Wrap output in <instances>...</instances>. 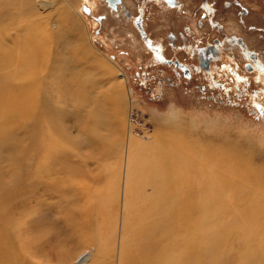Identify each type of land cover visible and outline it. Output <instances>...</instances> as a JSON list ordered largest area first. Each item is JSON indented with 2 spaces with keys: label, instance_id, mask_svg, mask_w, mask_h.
Segmentation results:
<instances>
[{
  "label": "rangeland",
  "instance_id": "obj_1",
  "mask_svg": "<svg viewBox=\"0 0 264 264\" xmlns=\"http://www.w3.org/2000/svg\"><path fill=\"white\" fill-rule=\"evenodd\" d=\"M36 1L35 4L39 0ZM48 1L47 8L32 15H26L21 5L12 3L9 5L12 13L0 19V119L12 122L6 123L7 132L2 127L0 136L9 134L0 142V214L5 206L12 208L7 214L8 220L0 215V254L7 257L9 264H71L74 260H83L76 257L91 255L92 251L86 256L83 253L86 251L82 243L83 228L97 223L101 230L96 252H101L92 257L101 258L94 264H178L177 257L186 256L200 257L203 264H264V76L253 81L252 72L244 74L250 78L247 90L230 86L223 79L211 85L209 75L203 70H188L185 77L184 71L177 73L174 69L146 63L145 57L138 55L136 45L140 40L126 26L122 7L117 13L106 0ZM244 2L257 8L246 23L264 27V0ZM123 3V7L134 12L139 2L123 0ZM4 5L6 0H0V10ZM89 6H93V19L95 15H103L102 24L96 25L88 17L90 12L85 8L90 10ZM166 18L172 19L170 13ZM29 20L35 22L33 28L42 29L41 44L33 35L28 38ZM144 21L152 35L164 39L168 57L181 61L187 58L183 50L177 51L166 42L170 27L160 24L162 20L154 5H147ZM176 22L178 29L185 22L184 17L180 15ZM66 31H69V40L77 45L75 50L62 49L59 43L53 45L54 35ZM239 32L249 47L264 51L263 31L242 29ZM205 33L206 28L195 31L197 36ZM259 35L263 36L261 40ZM19 50L31 51L28 63L33 72L37 69V76H33L34 97L38 100L34 115L27 114L26 103L17 101L26 82L20 72L28 67L15 61ZM34 52H38L36 58L32 57ZM64 59L67 65H75V73L64 72ZM80 71L89 80L79 82L76 76ZM90 79L94 84H90ZM115 90L120 98H114ZM82 91L87 95L85 98ZM10 95L16 97L12 103L8 102ZM47 99L52 106L50 111L44 107ZM81 99L87 101L82 109ZM120 99L125 102L122 107ZM11 108L24 116L9 111ZM97 108H101L98 113ZM90 109L95 110L93 116ZM130 110L142 126L130 125ZM35 116L39 121L33 120ZM164 118H179L202 143L210 139L218 143L230 136L233 139L230 143L235 141V144L232 146L227 140L228 147H242L247 161L244 173L258 174L257 184H253L254 180L253 185L245 184L241 179L247 190L229 192L228 184L213 183L215 196L211 197L202 180L204 166L198 161V168L188 167L189 175H184L189 180L176 184V191L180 190L182 196L177 197L178 204L172 207L171 198L157 204L154 180L146 178L144 173L130 176L131 190L126 196L132 199L137 194V198L132 199L121 222L122 175L116 171L118 167L110 173L101 171L108 166L107 162L114 160L109 157V141L120 143L131 135L133 139L148 142L155 135L151 133L155 131L156 121ZM98 136L102 139L97 140ZM94 137L99 144L89 142ZM192 147L199 150L198 145ZM114 150V166H139L124 144ZM142 150L146 149L142 147ZM144 169L155 170V167ZM165 170V174L156 175L164 190L174 187V182H168L167 174H173L167 165ZM103 190L107 193L101 194ZM259 190L262 196L240 197L247 191L258 194ZM101 199L106 200L101 202ZM215 200L222 207L213 206L218 204ZM93 201L98 202L92 204ZM253 205L258 212L253 210ZM207 209L218 210V215L205 212ZM85 210L91 212L90 222L82 214ZM218 225H226L227 235L215 233ZM193 247L199 256L187 254ZM67 257L75 259L67 261Z\"/></svg>",
  "mask_w": 264,
  "mask_h": 264
},
{
  "label": "bare ground",
  "instance_id": "obj_2",
  "mask_svg": "<svg viewBox=\"0 0 264 264\" xmlns=\"http://www.w3.org/2000/svg\"><path fill=\"white\" fill-rule=\"evenodd\" d=\"M36 2H37L36 0H6V5H4V7L0 10V19L2 17L9 16L12 13L10 10V6H9L12 3H17V4L21 5L25 9L26 15H32V14H35L38 12H42L45 8H47L49 6V3H50L48 0H39L37 3L38 4V7H37V4H35ZM34 24H35V22L32 20H29L26 23V29H27L26 32H27V34H29L28 38H31V36L33 35L34 40H37V42H39L41 44V40H42L44 33H43V31H41L42 29L38 26L33 28ZM68 35H69V31H66V33H59L58 32L56 35H54L53 45H55L56 43H59V45L61 46L62 49H67V50L74 49L75 50L77 45H75L71 40H69ZM55 39H56V42H55ZM26 44L27 43H25V45ZM45 48H42V50H44ZM29 53H31V51H29V50H25V51L19 50V54H18L19 57L17 59H15V61L19 64H22V65L28 64V67L25 70V72H20V77H22L26 82L24 83L23 88L18 93L17 101L22 102V103H26L29 107L26 110L27 114L34 115L36 110H37L36 105L38 106V100H37V98L34 97L36 85H35V80L33 79V76L34 75L37 76V69H35V72H33L32 68H31V63H28ZM37 53L38 52L32 53V57L36 58ZM10 55H12L11 51H10ZM65 56H66V54L63 57H65ZM69 64H72V63H69ZM9 65L12 66L10 64V62H9ZM63 67H65L64 72L65 71L66 72L72 71L71 74L75 73V65H67L66 59H64ZM70 78H72V77L70 76ZM76 78H80L79 82H81V83L85 80H89L86 78V75L83 71H80L79 74L76 76ZM123 78H124V80H126L124 73H123ZM90 84H94V80L92 81V79H90ZM103 95H104V97L107 96L104 93H103ZM82 96H83V98H85L87 95L85 92L82 91ZM116 97L120 98L118 91L115 90L114 98H116ZM15 98L16 97H14L12 95L8 96V102L12 103ZM118 101H120V103H121L120 107L125 105L124 104L125 102L122 101L121 99ZM86 104H87L86 99H83L81 101V104L79 105L80 109L85 107ZM44 107L47 111H50L52 109V106H51L48 99L45 101ZM120 107L118 106V110ZM100 109L101 108H97L96 112L99 111ZM90 110H91V113L93 116V112H95V110L94 109H90ZM9 111L18 112L16 109H13V108L9 109ZM18 113L22 117L24 116L23 113H20V112H18ZM95 115L97 116V114H95ZM33 120L39 121V118L37 116H35L33 118ZM6 123H9V125L12 124V122H10L9 120H6L5 122H3L0 119V136H1V133H3L2 127L5 126V127H3V128H5V131L7 129ZM97 123H98V121H97ZM33 126L34 125L32 124V127ZM91 126H92V124H91ZM95 126H97V125L95 124ZM155 126H156L155 131L151 133V134H155V135L154 136L151 135L150 136L151 139L148 142L144 143L143 141L133 139L131 135L127 136V133H126V136H127L126 141H120V143H117V142H113L111 140V142L109 141V145L107 144L108 145L107 149L109 150V157L110 156H111L110 158L113 157L114 160L113 161L110 160L109 162H107V164H105V165H108V166L106 168L103 167V169H101V171H102V173H104V172L110 173L113 170V168L118 167L116 169V171L120 172L122 175V177H121L122 179L121 178L120 179H121V181L122 180L123 181H122L120 191H119V198L121 197V199H122L121 200L122 201L121 222H123V218L125 217V215H127L126 210L128 211V206L132 204V199L137 198V194H134L133 196H131V197H133L132 199H130V196H126V192L128 190H131V185L128 186V180H129L130 176L131 177L140 176L144 173L143 175H145L146 178L154 180V183H156V185L154 186V189H156V193H154L155 201L157 202V204H158V202L165 203L166 202L165 199L171 198L172 200L169 204L172 207H174L178 204L177 203L178 202L177 197L182 196V194L180 193V190L176 191V188H175L176 184L179 182H183V181L185 184V182L189 180V178L184 176V175H189V173H187V171H189L188 167L198 168V166H199L198 161H200L201 164H203V166H204L203 167V175H205V178L201 175L202 172L200 175L203 177L202 180H204L205 187L206 186L208 187V189L210 191L209 195L211 197L215 196V193L212 191V189L214 187L213 183H217V184L218 183H226V184H228L227 190L229 192L233 191V190H247V189H244L243 182L245 184H250V185H253L255 183L257 184V181H258L257 178L259 177L258 174H256V176H248V175H245V173H244L243 167L247 165V161L244 160V158H243L242 147L241 148H239V147H236V148L228 147L229 145H228L227 140L229 141V143L231 140H233L232 138H230V136L226 137L227 140H225V138L223 137V139L218 143L211 141V139H210V141L205 140V143H202V142L198 141L197 137L194 136L192 131L188 130V127L184 126V124L181 122V120L179 118H174V119L164 118L163 120L161 119L160 121H156ZM41 127H42V125L40 124V128ZM93 129H95V128L93 127ZM7 131H8V129H7ZM8 135H9L8 133L5 135L2 134L3 137H0V139H1L0 142L5 141ZM101 139H102V136H101V138L98 136L97 140H101ZM190 139H192V140H190ZM86 141H87V139H86ZM89 142L96 143L98 141H96V138L94 137ZM98 144H99V142H98ZM119 144H124V147H126L127 152L134 154L135 160H136L137 164L139 165L138 166L136 164L138 166L137 168H132L134 165H132V167H131V164L126 165V166H114V164L116 163L115 162L116 151L114 149L117 148ZM230 144L232 146H234L235 141L230 143ZM192 145H198L199 150L197 149V151H196L194 149V147H192ZM200 145H204V147L201 148ZM2 147H3V144H2ZM142 147H144L146 150H142ZM224 147H226V148H224ZM104 156H106V155H104ZM104 163H106V162H104ZM152 165L155 167V170L144 169V168H150ZM165 165H167L168 168L170 169L169 173L173 174V175H169L166 173L169 177V179L167 178L168 182H171V183L174 182V187L173 188L167 187L164 190V188H160L161 183L157 182L159 180V178L156 175L161 176V175L165 174V171H166ZM183 166H185V167L183 168ZM201 168L202 167H200V169ZM149 172L151 173L150 174L151 176H149ZM192 172L194 174V171H192ZM174 175H177V176H174ZM190 175H192V174L190 173ZM241 179L243 180V182L241 181ZM253 180L255 182L253 184H251L253 182ZM231 181H233V184L230 183ZM36 183L39 184L40 181H37ZM201 183H202V181H201ZM200 190H201V188H200ZM132 191H133V189H132ZM175 192H176V194L172 196V194ZM100 193L101 194L107 193V191L103 190ZM247 194H252L253 196H255V195L256 196L257 195L262 196L263 195L260 192V190H259L258 194L257 193H248V191H247V192L243 193L242 196H240V197H244ZM105 200L106 199H101V202H104ZM215 201H217L218 204H215L213 206H221L222 205V203L220 201H218V200H215ZM97 202L93 201L92 204H95ZM252 203H254V202H252ZM244 205H242V206H244ZM249 205L250 204H246V206H249ZM155 207L156 206H154V208ZM255 207H256V205L252 206L253 210H256V209H254ZM223 208H224V206H223ZM223 208H222V210H223ZM236 209H238V208H236ZM257 210H256V212H258ZM11 211H12V208L10 206H5L4 208H2L0 215L5 220H8L7 214H9V212H11ZM185 211L186 210H184L182 212H185ZM83 212L84 213H82V214L84 216L86 215L88 217L89 221H87V222H90L91 221L90 210H85ZM175 212H177V211H175ZM205 212H214L215 216L218 215V210H216V209H207ZM9 219H11L10 216H9ZM249 219L251 220L252 218H249ZM86 228L87 229L83 228V230L85 232H84V236L82 237V238H84V241L82 243L86 247V251H84L83 253H84V256H86L90 251H92L91 255L88 257H76V258H83V260H74V261H73V259H75L74 257H67V261H73V262H71V264H90V263L94 264L97 261H99L101 258L100 256H98L100 258L96 257L94 259L92 257L95 253L97 255H99L98 253L101 252V250L99 252H96V249L98 248L97 247L98 246L97 241L100 238V230L101 229L100 230L98 229L99 227H98L97 223L87 224ZM169 228H171V227H169ZM225 229H226V225H218L215 233L219 232V233H222L224 236L226 234ZM247 232H248V229H247ZM257 235H259V234H257ZM82 238H80L78 240L80 241ZM121 240H122V236L120 235V242H119L120 246L122 245ZM79 241H78V243H79ZM262 241H264V240H262ZM98 242H100V241H98ZM82 243L80 241V244H81L80 247H82ZM223 248H224V246H223ZM193 253L198 255L196 253V248H194V247L192 249H190V253H187V254L191 255ZM177 262H178V264H203L200 257H188V256L177 257ZM0 264H9L7 257H3L1 254H0ZM253 264H255V263L253 262Z\"/></svg>",
  "mask_w": 264,
  "mask_h": 264
},
{
  "label": "flooded vegetation",
  "instance_id": "obj_3",
  "mask_svg": "<svg viewBox=\"0 0 264 264\" xmlns=\"http://www.w3.org/2000/svg\"><path fill=\"white\" fill-rule=\"evenodd\" d=\"M138 2L135 11L132 12L123 7V0H106V4L117 13L120 7L123 8L125 15L123 20L126 26H130L138 35L140 44L136 45V48L138 55L145 57L146 63L174 69L177 73L179 70L184 71V76L188 70H203L204 74L209 75L211 85H214L217 79H223L230 86H242L245 90L248 89L250 78L244 74L248 71L254 74L253 81L260 75L264 76V51L249 47L239 32L242 29L264 32L263 26L252 21L246 23L251 12L257 10L252 8L250 3L244 0H138ZM113 3L115 7L112 6ZM148 4L156 7L159 19L170 27L166 31L165 40L173 49L177 51L181 49L186 53L187 58L184 61L168 57L165 53L164 39L159 35H152L146 27L144 15ZM89 7L90 10L85 8V11L90 12L88 17L92 18L96 25L102 24L103 15H95L96 20L93 19V6ZM168 13L172 17L171 20L166 18ZM180 15L184 17L185 22L177 29L176 20ZM227 27L234 29L228 30ZM205 28L204 36L195 35V31L199 32ZM258 38L261 40L263 36L259 35ZM262 91L264 92V88Z\"/></svg>",
  "mask_w": 264,
  "mask_h": 264
},
{
  "label": "built area",
  "instance_id": "obj_4",
  "mask_svg": "<svg viewBox=\"0 0 264 264\" xmlns=\"http://www.w3.org/2000/svg\"><path fill=\"white\" fill-rule=\"evenodd\" d=\"M132 111L133 110H130V113H129L130 125H132V126H135L136 124L141 125V123L139 124V119L136 118V116L134 115V113Z\"/></svg>",
  "mask_w": 264,
  "mask_h": 264
},
{
  "label": "crops",
  "instance_id": "obj_5",
  "mask_svg": "<svg viewBox=\"0 0 264 264\" xmlns=\"http://www.w3.org/2000/svg\"><path fill=\"white\" fill-rule=\"evenodd\" d=\"M162 22V23H161ZM160 24L164 25V26H167L168 24L165 23L164 21H161Z\"/></svg>",
  "mask_w": 264,
  "mask_h": 264
},
{
  "label": "water",
  "instance_id": "obj_6",
  "mask_svg": "<svg viewBox=\"0 0 264 264\" xmlns=\"http://www.w3.org/2000/svg\"><path fill=\"white\" fill-rule=\"evenodd\" d=\"M112 6L115 7V3H113Z\"/></svg>",
  "mask_w": 264,
  "mask_h": 264
}]
</instances>
